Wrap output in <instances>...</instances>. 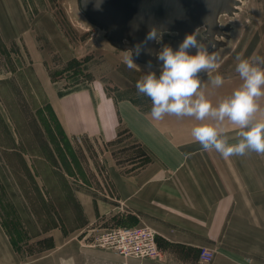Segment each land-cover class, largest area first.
Returning a JSON list of instances; mask_svg holds the SVG:
<instances>
[{
	"label": "rangeland",
	"instance_id": "374dc122",
	"mask_svg": "<svg viewBox=\"0 0 264 264\" xmlns=\"http://www.w3.org/2000/svg\"><path fill=\"white\" fill-rule=\"evenodd\" d=\"M131 27L106 19L94 0H0V223L24 264H166L96 246L95 236L108 228L98 214L83 224L84 196L99 213L97 202L115 195L117 172L144 168L158 153L202 149L191 137L199 122L154 120L136 82L149 71L159 76L164 46L176 50L196 33L220 55L222 86L201 73L208 99L218 104L241 84L236 56H264V0L215 2L186 34L158 28L149 40ZM130 54L137 67H127ZM59 227L71 230L65 255L53 248Z\"/></svg>",
	"mask_w": 264,
	"mask_h": 264
},
{
	"label": "crops",
	"instance_id": "0c3cea01",
	"mask_svg": "<svg viewBox=\"0 0 264 264\" xmlns=\"http://www.w3.org/2000/svg\"><path fill=\"white\" fill-rule=\"evenodd\" d=\"M154 160L113 175L115 195L97 202L99 213L84 196L83 224L98 214L108 228L148 226L166 264H199L201 248L212 250L210 264H264L263 155L225 160L201 149L158 153ZM52 233L54 251L68 254L72 248L64 239L71 230L59 227ZM0 264H24L1 223Z\"/></svg>",
	"mask_w": 264,
	"mask_h": 264
},
{
	"label": "clouds",
	"instance_id": "9594fccd",
	"mask_svg": "<svg viewBox=\"0 0 264 264\" xmlns=\"http://www.w3.org/2000/svg\"><path fill=\"white\" fill-rule=\"evenodd\" d=\"M156 38L154 31L147 37ZM190 49H196L195 54ZM157 58L162 62L159 76L149 71L135 85L139 94L151 100L154 120L193 117L199 122L191 128L193 141L203 151H215L225 160L250 152L264 155V108L260 104L264 98V56H236L235 71L241 84L218 104L208 99L201 73L212 86H222L225 80L218 72L220 55L198 42L196 33L187 35L176 50L164 46ZM125 63L129 68L137 67L131 54ZM225 122L237 129L235 136L228 134Z\"/></svg>",
	"mask_w": 264,
	"mask_h": 264
},
{
	"label": "water",
	"instance_id": "95a60500",
	"mask_svg": "<svg viewBox=\"0 0 264 264\" xmlns=\"http://www.w3.org/2000/svg\"><path fill=\"white\" fill-rule=\"evenodd\" d=\"M215 2L220 0H94V5L97 12L116 24L131 27L112 19L131 21L141 27L131 28L148 33L147 29L162 28L186 34L206 18ZM209 5V12L203 16Z\"/></svg>",
	"mask_w": 264,
	"mask_h": 264
},
{
	"label": "built area",
	"instance_id": "2783aa9c",
	"mask_svg": "<svg viewBox=\"0 0 264 264\" xmlns=\"http://www.w3.org/2000/svg\"><path fill=\"white\" fill-rule=\"evenodd\" d=\"M156 232L148 226L115 227L105 229L95 236V245L107 251H111L124 258L143 260L160 259L162 253L157 245ZM213 258V252L207 248H201L199 260L209 263Z\"/></svg>",
	"mask_w": 264,
	"mask_h": 264
},
{
	"label": "bare ground",
	"instance_id": "6f19581e",
	"mask_svg": "<svg viewBox=\"0 0 264 264\" xmlns=\"http://www.w3.org/2000/svg\"><path fill=\"white\" fill-rule=\"evenodd\" d=\"M210 8H211V5H209L206 9H205V11H204V15L203 16H205L208 12H209V10H210ZM202 16V17H203ZM112 20H115L116 22H120V23H122V24H126V25H128V26H132V27H136V28H141L140 26H138L137 24H135V23H133V22H131V21H127V20H116V19H112ZM159 29H161V30H166V29H162V28H159ZM147 30H149L150 32H155L156 30H154V29H147ZM169 31H171V30H169ZM187 31V30H186Z\"/></svg>",
	"mask_w": 264,
	"mask_h": 264
}]
</instances>
